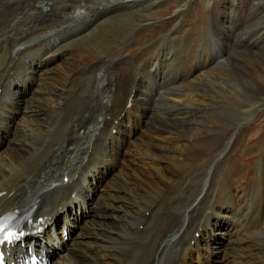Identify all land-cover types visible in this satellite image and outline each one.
Returning a JSON list of instances; mask_svg holds the SVG:
<instances>
[{
    "label": "bare ground",
    "instance_id": "obj_1",
    "mask_svg": "<svg viewBox=\"0 0 264 264\" xmlns=\"http://www.w3.org/2000/svg\"><path fill=\"white\" fill-rule=\"evenodd\" d=\"M147 1L155 5L142 10ZM190 1L0 0V210L35 205L45 215L49 227L30 240L49 264H216L219 250L230 264H264V163L214 165L236 145L215 123L187 128L201 104H250L233 123L260 108L264 83L241 64L264 53L232 47L258 44L264 5L229 0L219 30L211 1ZM80 24L88 25L74 34ZM220 39L232 43L226 56ZM158 75L172 86L158 89L152 109ZM111 167L120 181L101 189Z\"/></svg>",
    "mask_w": 264,
    "mask_h": 264
},
{
    "label": "rangeland",
    "instance_id": "obj_2",
    "mask_svg": "<svg viewBox=\"0 0 264 264\" xmlns=\"http://www.w3.org/2000/svg\"><path fill=\"white\" fill-rule=\"evenodd\" d=\"M160 1L161 0H157V2H156V4L157 3H160ZM208 1H211L210 3H211V8H210V12H209V14H210V22H211V24H212V22L214 23V25H215V21L216 20H218V22H217V24L215 25V27L217 28L218 27V29L219 30H222V29H224L225 28V24L227 23V19L225 18V16H224V13H223V11L225 10V9H227L228 10V6L227 5H230L231 4V1H229V0H208ZM238 1H240L239 2V4L237 5V7L238 8H240V7H243V8H246L247 7V5L248 4H250L249 2H251V0H238ZM252 1H254L255 3H259V5L260 4H263L264 5V0H252ZM168 2V1H167ZM215 2V3H214ZM147 4L145 5V6H143V7H141V9L143 10V9H146V8H148L149 6H152V5H155V3H154V1H150V2H146ZM190 3H192V0L190 1ZM213 3H214V5H213ZM50 3H48V5L47 4H43L44 5V8L46 9V10H48V8H51L52 6H50L49 5ZM165 4V3H164ZM47 5V6H46ZM50 6V7H49ZM116 6V5H115ZM170 5H168V7H169ZM110 7H112V6H110ZM158 8V7H157ZM156 8V9H157ZM113 9H115V7L113 8ZM153 9V8H152ZM174 9V8H173ZM46 10H44V12L45 13H47L46 12ZM112 10H110V12L108 11V13L110 14V13H113V12H111ZM157 11V10H156ZM212 11V12H211ZM260 12V13H259ZM259 12H257V13H259L258 14V17L259 16H263L264 15V12L262 11H259ZM101 13V14H100ZM100 13H90L91 14V16H92V18L90 19V21L91 22H94V23H96L97 21H100V20H102V17L104 16V13H105V11H102V12H100ZM155 13V12H154ZM256 13V14H257ZM96 14L99 16H96ZM243 14H241V16H242ZM102 16V17H101ZM85 17V16H84ZM95 18V19H94ZM104 18V17H103ZM243 17H240V19L242 20V26H243V30H245L246 32H247V30L249 29V27H245L244 28V26L245 25H250L251 26V24L250 23H247L248 21H247V19L246 18H243ZM93 19V20H92ZM98 19H100V20H98ZM168 19H170L168 16H166V17H164L162 20L164 21V22H167L168 21ZM215 19V20H214ZM220 20L221 21H223L224 20V25L220 22ZM239 20V19H238ZM237 20V21H238ZM243 20H245V24L243 23ZM96 21V22H95ZM81 26L79 27V28H75V29H73V33L75 34L76 32H78L79 30H81V29H83V28H85V26H87L88 24H80ZM212 26V25H211ZM222 26V27H221ZM166 27H169L168 25L166 26ZM252 27V26H251ZM77 29H79V30H77ZM251 29H254V28H251ZM71 30L72 29H69V31H70V33H69V31L68 32H66V33H68L66 36L64 35L63 37L64 38H67V37H71V35H73V33L71 32ZM57 31V29L54 31V32H56ZM83 30H81V31H79L78 33H81ZM78 33H77V35H78ZM264 35L259 39V42H258V44L255 46V47H248V46H253V44H247L248 46H243L242 44H241V46H240V44L238 45V46H235V45H233L234 47H232V48H234V49H236L237 48V50L238 49H242V50H249V51H256V49L258 50V52L260 53H264V52H262V51H264V46H261V45H264ZM220 44L218 45L219 46V49L221 50V54H223V55H225L226 56V54L228 53V51H229V47H231L232 46V43H229V41H228V43L229 44H224V41L223 40H221L220 39V42H219ZM217 44H218V42H217ZM229 45V46H228ZM257 46H261V47H259V48H256ZM227 47H228V51H227ZM247 47V48H246ZM253 48V49H252ZM176 51H177V55H179V53H180V47L178 48V49H176ZM198 55H199V53H198ZM224 56V57H225ZM122 57V56H121ZM121 57H119V58H114L115 60L112 62L113 63V65H109V67L110 68H112L113 66H114V64L116 63V65L121 61ZM221 57V56H220ZM218 57V59H216L215 61H220V59H222V58H224V57ZM68 58L70 59V61H72L73 60V56H68ZM200 58V57H199ZM198 58V62L200 63V59ZM69 59L67 60V62H65V63H60V67H59V70H61V69H64V68H66L67 67V63H69L68 61H69ZM258 60H261L260 62H262V63H260V62H247V63H242L241 64V67L244 69V70H246V72L248 71L249 73H251V74H253V75H255V76H257L263 83H264V60H263V58L261 59V57L259 56L258 58H257ZM177 60H179V59H177ZM117 61V62H116ZM119 61V62H118ZM214 61V62H215ZM231 62H233V64H234V62L235 61H231ZM59 65V64H58ZM58 65H55V68H54V70L52 71V73L53 72H55L56 70H57V67H58ZM115 65V66H116ZM181 65H183L182 66V69L181 70H183L182 72H184V70L186 69V67H187V64L186 63H184L183 61H181ZM185 65V66H184ZM108 67V66H107ZM140 68V67H139ZM139 68H138V70H139ZM218 68V67H217ZM82 70H83V67L81 68ZM218 70H219V68H218ZM251 70V71H250ZM35 73V72H34ZM80 74V73H79ZM123 77L124 76H122L121 77V79H123ZM160 76L158 75V79L156 78H154V77H151V78H153V80L150 78V87H149V94H150V97H151V99H156V102H154V101H152L151 100V102H150V106L152 107V109H153V106H154V104L153 103H158L159 102V100L157 99L158 97H157V95H158V93H157V91H158V89L160 90V91H163L164 89H165V87L164 86H172V84H169L168 85V83L167 82H161V78H159ZM185 78H186V75H185ZM185 78H179V79H176L177 80V84L178 83H181L182 81H186V80H183V79H185ZM116 79H119L118 77H116ZM187 79V78H186ZM192 78H189V79H187V81H190ZM113 80H115L114 78H113ZM216 80V79H215ZM161 82V83H160ZM49 84H52V83H49ZM163 84V85H162ZM47 86H49V85H47ZM105 86V85H104ZM103 86V87H104ZM158 87V88H156V87ZM263 87V86H262ZM153 90V91H152ZM152 91V92H151ZM157 94V95H156ZM79 95V94H78ZM219 96H221V94H218ZM80 96H82V95H80ZM95 97V96H94ZM87 98V95L86 96H84V97H81V101H83V99H86ZM160 98V97H159ZM239 97H237V99H238ZM88 99V98H87ZM168 98H165L164 100H163V102L161 103V105L159 104L158 105V107L159 108H157V109H159V110H156V112H155V114H158L159 112H160V110L162 109L161 108V106L163 105V103L167 100ZM224 103L223 104H216L215 106H213V108H206L204 105H200V106H196V108L194 109V110H192V115L189 117V120H191L192 121V124L189 126V127H187V128H192V130H195V128L197 127V128H199L198 130H195V131H197V132H205V131H207L208 132V129L209 128H212V127H220L221 129H222V131L224 130L225 132H223V133H226V139L228 140L229 139V144H235L236 146L234 147V150H233V152H232V154H231V157L229 158L228 156H229V153L227 154V152L223 155V156H221L220 157V159H218L217 161L215 160V161H213L212 163L214 164V165H232V164H250L251 162H254L255 160H257V161H259L260 163H264V155H263V152H264V100L262 101H259L258 102V105H261L260 106V108H256L255 106H253L252 107V109L255 111V113L253 114V115H251L250 117H249V119H248V121L247 122H240V123H236V122H234L233 123V119H234V117H232V116H234L235 114H236V112L237 111H241V113L242 114H246L245 112H243V110H249L250 108H251V105L250 104H240L239 103V105H235L234 103L232 104V103H228L227 101H225V99H224V101H223ZM172 103V102H171ZM173 105H175L174 103H172ZM91 106V105H90ZM89 106V107H90ZM193 107H195V105L194 106H192L190 109H192ZM263 107V108H262ZM95 108V107H94ZM161 108V109H160ZM150 109L151 108H149L147 111H148V113H151V111H150ZM231 111V112H230ZM174 113H176V112H174ZM150 118H152V117H150ZM175 117H173L172 119H174ZM170 117H168V119L167 120H172ZM161 121H163V119L161 120ZM213 123H215L216 125H213ZM244 123V124H243ZM117 124V123H116ZM211 125H213L212 127H211ZM145 125H144V123H143V125H141V130H142V128L144 127ZM141 130H140V133H141ZM195 131H192V132H195ZM139 133V134H140ZM219 133H221V132H218V134ZM208 134H211V135H213L214 134V132L213 133H208ZM216 134V133H215ZM129 135L131 136V133H129ZM203 136H205L204 135V133H203ZM201 137H202V135H201ZM132 138V137H131ZM208 140H209V138H207ZM228 144V145H229ZM85 147V146H84ZM230 148V147H229ZM229 148L228 149H226V150H229ZM87 151L86 152H83L84 154H85V156H87L90 152H89V148H88V146H87ZM85 151V150H84ZM209 151V148H206L203 152H202V154H205L206 152H208ZM222 153V152H221ZM221 153L219 154V155H221ZM88 157V156H87ZM218 157V156H217ZM216 157V158H217ZM215 158V159H216ZM259 159V160H258ZM250 162V163H249ZM213 165V166H214ZM196 166H207V164L206 163H204L203 165H196ZM196 166H187V167H196ZM212 166V165H211ZM168 168H170L169 166H168ZM142 169H144V167L142 166H140V165H136V170H142ZM109 172H108V174H106V178H105V180L103 179V180H101L100 181V185H99V187H101V189H104V187H105V185H106V182H108V180L109 179H111V178H114L113 180H115V179H117L115 176L117 175V174H115L116 172H114L115 171V168H113V167H111V168H109V170H108ZM111 174V176H109L108 177V175H110ZM223 175L222 174H220V177H219V175L217 176V179H216V181L218 180L219 182H221V180H219V179H222L221 177H222ZM112 180V181H113ZM109 181H111V180H109ZM120 180H119V178L115 181V182H119ZM114 182V183H115ZM113 183V184H114ZM96 187V186H95ZM161 197H162V195L159 197L160 199H161ZM213 201V203H214V200H212ZM81 209V208H80ZM83 209H84V207H83ZM80 211V210H79ZM207 211L208 210H206V213H207ZM244 211H246V210H244ZM102 212V211H101ZM81 213H83L82 211H81ZM103 213V212H102ZM147 214V213H146ZM78 216H79V218H80V215L79 214H77ZM75 222V221H74ZM76 222H78V221H76ZM232 226V225H231ZM226 227L227 226H223V227H220L219 229L220 230H217V231H224V229H226ZM140 229H141V227H139ZM199 230L198 231H200V227L198 228ZM229 233H232L233 232V229L232 230H230V231H228ZM240 234H241V232H240ZM196 236V235H195ZM198 237V236H197ZM133 240H134V238H132ZM219 244H221V243H216V244H214V246H212V247H215V249L219 246ZM190 245L191 246H193V242H192V244L190 243ZM218 253V254H217ZM215 254L218 256V260H217V263L216 264H230L229 262H227V260L226 259H224L221 255H222V250H219V251H216L215 252ZM230 259V258H229ZM56 263V262H55ZM231 264H233V263H231Z\"/></svg>",
    "mask_w": 264,
    "mask_h": 264
},
{
    "label": "snow or ice",
    "instance_id": "obj_3",
    "mask_svg": "<svg viewBox=\"0 0 264 264\" xmlns=\"http://www.w3.org/2000/svg\"><path fill=\"white\" fill-rule=\"evenodd\" d=\"M10 219L11 217H0V243L16 238V233L9 227Z\"/></svg>",
    "mask_w": 264,
    "mask_h": 264
}]
</instances>
